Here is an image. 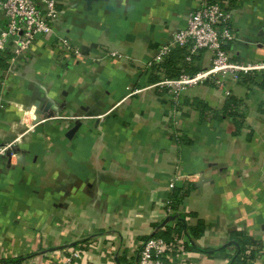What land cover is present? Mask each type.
<instances>
[{
  "label": "crops",
  "instance_id": "obj_1",
  "mask_svg": "<svg viewBox=\"0 0 264 264\" xmlns=\"http://www.w3.org/2000/svg\"><path fill=\"white\" fill-rule=\"evenodd\" d=\"M201 3L58 0L52 32L17 65L0 60V147L11 152L0 153V264H67L73 251L68 264H137L142 243L179 219L168 264H228L233 249L220 247L237 234L259 243L245 264H264V69L176 104L154 85L169 76L150 62ZM230 8V59L264 64V0ZM47 103L51 116L33 125Z\"/></svg>",
  "mask_w": 264,
  "mask_h": 264
},
{
  "label": "built area",
  "instance_id": "obj_2",
  "mask_svg": "<svg viewBox=\"0 0 264 264\" xmlns=\"http://www.w3.org/2000/svg\"><path fill=\"white\" fill-rule=\"evenodd\" d=\"M57 4L58 0H0V57L6 59L11 66L17 65L20 58L25 57L34 47L40 35L52 32L53 24L59 18ZM232 19L233 10L229 7L228 0L214 3L202 0L200 6L188 15L185 25L161 45L150 65H160L177 49L186 51L185 62L188 64L193 62V57L199 51L208 55L209 63L204 68L194 73L183 70L175 77L166 76L154 84L164 89L174 104L189 88L208 81L222 85L227 75L236 78L239 72L264 69V64H243L230 59L224 45L237 38L232 28ZM40 121L44 119L40 117L36 121L35 117L32 124ZM8 148L9 145L0 147V153L7 151L10 154ZM179 179V176L176 181L172 179L168 184L169 188L173 189ZM202 181L203 179L199 180L197 185ZM172 213L171 206L167 207L166 215L170 217ZM171 237V242L157 235L148 237L142 243L137 264H168L165 260L168 247L171 245L172 248L178 247V251L182 250L178 233L172 231ZM77 255L78 251H73L65 259L66 263Z\"/></svg>",
  "mask_w": 264,
  "mask_h": 264
},
{
  "label": "trees",
  "instance_id": "obj_3",
  "mask_svg": "<svg viewBox=\"0 0 264 264\" xmlns=\"http://www.w3.org/2000/svg\"><path fill=\"white\" fill-rule=\"evenodd\" d=\"M209 3H214V2H222L223 0H206ZM236 0H228L229 7L233 6ZM185 54L186 51L183 49H177L173 51L169 57L162 62L159 66L161 69L165 71V73L169 77H174L177 76L180 72H182V69L186 72L189 73H194L198 71V68L194 65V63H186L185 62ZM2 58L0 57V60ZM182 62L181 66H178V63ZM181 69V70H180ZM180 189L175 188L174 192L172 194V199L173 201L176 199V196L179 194ZM170 224V223H169ZM167 224L166 228L163 230V232L157 236L163 237L167 242L172 241L171 233L172 231H175L177 233L182 232L184 229V222L181 221L180 219L174 223L173 226ZM193 236H198L199 232L202 230V225L199 222L196 227L190 228L189 229ZM155 236V235H153ZM252 240L249 239L244 234H237L234 241L232 243H226L225 245L221 246L220 249H224L225 247H231L233 249V253L229 257L228 264H245L247 261L252 260L256 257L255 249L252 248V246H258L259 243H250ZM187 248L190 249L192 246L191 243H187ZM204 252H208L207 250L203 249ZM214 250H211L213 252ZM22 259L16 258V259H11L6 262H10L12 264H20Z\"/></svg>",
  "mask_w": 264,
  "mask_h": 264
},
{
  "label": "water",
  "instance_id": "obj_4",
  "mask_svg": "<svg viewBox=\"0 0 264 264\" xmlns=\"http://www.w3.org/2000/svg\"><path fill=\"white\" fill-rule=\"evenodd\" d=\"M91 1H92V0H87V4H89ZM50 106H51V104H50V103H47V104H46V107H45V109H44V111L39 110V109H37V110L35 111V114H36V121H39V120H40V116H41L42 114H44L45 112H46V117L51 116V113H50V111H49V107H50ZM77 127H78V124H76L74 127H72V128L68 131L67 136H68V137H71V135H72L73 132L77 129Z\"/></svg>",
  "mask_w": 264,
  "mask_h": 264
},
{
  "label": "bare ground",
  "instance_id": "obj_5",
  "mask_svg": "<svg viewBox=\"0 0 264 264\" xmlns=\"http://www.w3.org/2000/svg\"><path fill=\"white\" fill-rule=\"evenodd\" d=\"M12 133H15V137H18V135H19V131H17L16 128L12 129Z\"/></svg>",
  "mask_w": 264,
  "mask_h": 264
}]
</instances>
